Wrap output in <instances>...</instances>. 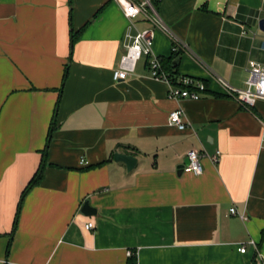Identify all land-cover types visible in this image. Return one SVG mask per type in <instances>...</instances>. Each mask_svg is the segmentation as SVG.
Segmentation results:
<instances>
[{
	"label": "crops",
	"instance_id": "1",
	"mask_svg": "<svg viewBox=\"0 0 264 264\" xmlns=\"http://www.w3.org/2000/svg\"><path fill=\"white\" fill-rule=\"evenodd\" d=\"M156 10L188 47L171 69L207 87L196 102L169 100L148 58L113 81L125 34L153 29L142 17L130 27L113 0H0V264H128L127 252L137 264H264V100L243 107L215 79L241 90L248 61L264 68V0ZM152 41L155 57H171L166 34ZM180 108L181 132L167 118ZM52 119L42 179L19 207ZM190 150L220 158L177 175Z\"/></svg>",
	"mask_w": 264,
	"mask_h": 264
},
{
	"label": "built area",
	"instance_id": "2",
	"mask_svg": "<svg viewBox=\"0 0 264 264\" xmlns=\"http://www.w3.org/2000/svg\"><path fill=\"white\" fill-rule=\"evenodd\" d=\"M161 1L162 0H113V2L118 4L123 16L129 22L130 27H132L134 19L142 17L153 29L140 31L136 35H131L129 32L125 34L124 53L120 57L121 59L117 68L112 72V79L114 82L126 80L133 75L137 63L143 58H148L147 67L148 72H150V77L155 81L167 85V98L169 100L177 102L180 100H189L196 102V100L200 99L201 94L207 91V87L204 83L189 77L172 76L169 72L163 71L160 59L155 57L152 53L154 29L168 36L172 43L171 54L179 55L180 53H189L188 47L182 41L177 40L168 26L161 20L158 11L153 5L154 2L160 3ZM241 34L245 35V30H242ZM245 69L248 78L245 81L246 87L241 90L228 85L217 76L215 79L218 84L221 85L225 95L234 98L243 107H251L254 106L258 100H264V68L258 63L248 61ZM167 118L169 126L174 127L180 132L188 127L181 108L171 111ZM261 125L264 130V120L261 122ZM204 157L208 158L211 162L218 163L220 152L216 151L213 155L209 156L205 151H188L186 154L188 164L182 168V173H191L194 176L200 175L202 173L200 159ZM230 214L238 215L240 220H245V217L237 214L236 209L233 207L230 208L229 215ZM84 228L91 231L93 229V223H86ZM244 251V247L239 249V252L242 254H244ZM127 257L134 258L135 254L127 252Z\"/></svg>",
	"mask_w": 264,
	"mask_h": 264
},
{
	"label": "trees",
	"instance_id": "3",
	"mask_svg": "<svg viewBox=\"0 0 264 264\" xmlns=\"http://www.w3.org/2000/svg\"><path fill=\"white\" fill-rule=\"evenodd\" d=\"M153 5H154V7L156 8V2H154L153 3ZM75 40H76V35H72L71 36V41H70V44H72L73 45V43L75 42ZM171 57L170 58H168V59H161V66H162V69H163V71H166V72H169L172 76H176L175 75V73L173 72V70L171 69V61L173 60V59H175V58H177L178 57V55H174V54H171L170 55ZM67 70H66V68H65V70H64V72H63V80H62V82H64L65 80H66V78H67ZM52 123H51V125H50V127H49V129H48V132H47V140H46V146H45V149H44V151L42 152L43 153V157H42V160H41V163H40V165H39V167H38V170L36 171V173L33 175V177L29 180V182H28V185L26 186V188L24 189V191L22 192V195H21V197H20V199H21V201H20V204H19V207H20V205H21V202L23 201V197L30 191V189L31 188H33L34 186H36V185H38L39 184V182H40V180L42 179V176H43V172H44V165H45V154H46V149H47V146H48V144L50 143V141H51V135H52V133H53V131H54V126H55V121H54V119H52V121H51ZM15 226H16V221H15V223H14V225H13V228H12V230H13V232L15 231L14 229H15ZM11 239V238H10ZM9 245H8V250H9ZM7 250V251H8ZM137 263V261H136V257H134V258H129V260H128V264H136Z\"/></svg>",
	"mask_w": 264,
	"mask_h": 264
},
{
	"label": "water",
	"instance_id": "4",
	"mask_svg": "<svg viewBox=\"0 0 264 264\" xmlns=\"http://www.w3.org/2000/svg\"><path fill=\"white\" fill-rule=\"evenodd\" d=\"M258 23H259V30L264 32V19L260 20ZM113 160L117 163L122 162L124 165H126L127 171H131L136 167V160L132 156H128L124 154H115ZM187 164H188L187 159H185L182 166L178 168L177 175L182 174V168ZM79 213L87 217H92V215L96 214L95 209L90 208L89 202H85L81 206Z\"/></svg>",
	"mask_w": 264,
	"mask_h": 264
}]
</instances>
